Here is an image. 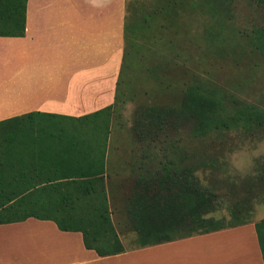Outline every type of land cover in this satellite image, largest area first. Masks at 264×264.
<instances>
[{"label": "rangeland", "instance_id": "374dc122", "mask_svg": "<svg viewBox=\"0 0 264 264\" xmlns=\"http://www.w3.org/2000/svg\"><path fill=\"white\" fill-rule=\"evenodd\" d=\"M218 3L128 0L124 53L109 125L104 114L52 123L65 125L66 138L80 142L108 136L110 145L124 154L120 167L126 159L143 155L153 186L160 181L173 183L174 172L196 181L210 199L203 216L231 225L264 219V180L260 177L264 174V126L252 122L235 127L230 122L224 127L220 123L200 136L191 130L194 121L178 113L185 91L196 85L220 98L222 118L227 122L228 114H236L245 105L264 111V5L254 0ZM153 108L173 110L160 114L166 128L152 124ZM10 125L0 127V140L5 143L11 137H35V132L38 138L51 137L47 125L42 130L32 122L17 128ZM163 193L168 195L166 190ZM170 193L169 199L175 195L173 189ZM127 195H111L110 200L108 196V207L123 246L134 248L141 241L128 213ZM39 204L32 211L3 212L50 214L63 220L64 215ZM189 227L183 226L184 230ZM157 236L150 233L144 240L154 241Z\"/></svg>", "mask_w": 264, "mask_h": 264}, {"label": "crops", "instance_id": "0c3cea01", "mask_svg": "<svg viewBox=\"0 0 264 264\" xmlns=\"http://www.w3.org/2000/svg\"><path fill=\"white\" fill-rule=\"evenodd\" d=\"M127 3L27 0L25 34L0 36V121L33 113L34 127L43 129L50 119H78L113 105ZM23 123L27 121L10 126ZM34 135L8 139L9 143L0 140V193H32L31 185L39 187L42 179L59 177L68 160L67 140ZM106 143L105 191L109 200L111 195L129 197L133 189L142 188L138 179L147 178L145 159L143 155L126 159L120 167L124 154L110 145L108 136ZM52 219L28 216L0 223V264H264L254 220L144 246H124L120 253L100 256L85 247L80 231L61 230Z\"/></svg>", "mask_w": 264, "mask_h": 264}, {"label": "trees", "instance_id": "16d2710c", "mask_svg": "<svg viewBox=\"0 0 264 264\" xmlns=\"http://www.w3.org/2000/svg\"><path fill=\"white\" fill-rule=\"evenodd\" d=\"M208 1L215 3L217 6L218 2H230L231 0ZM254 1L264 5V0ZM26 7L27 0H0V36H23L25 34ZM261 37H264V34ZM113 105L78 119L94 118L104 114L107 116V125H109L110 118L108 115L113 109ZM222 110L223 103L219 97L196 85L189 86L185 91L178 113L182 118L194 121L191 130L195 135L200 136L207 134L214 128H219L220 123L224 127H228L230 122L235 127L239 124L245 126V124H251L252 122L264 126V111L253 105H245L243 108L237 109L236 114H228L229 122L222 118ZM172 111V109H151L149 117H152V124L160 129L163 126L166 128V124L159 119L161 118L160 114H167ZM32 115L33 113H28L0 121V127L5 126L4 123L7 122H29ZM61 120H65V118ZM53 121L57 120L50 119L45 122L47 126H50L51 137L58 139L64 137L67 140L65 147L68 160L66 164L62 165V171L57 175L59 177L42 179V183L39 181L38 184H43V182L44 184H39V187H36L38 186L36 184L31 185L32 190H34L32 193H0V223L20 221L28 216L37 218H50L52 216L54 218L52 220L56 222L59 229L80 231L83 235L85 247L95 250L98 255L105 256L122 252L124 246L111 222L108 195L104 188L105 179L103 175L106 171L107 136H103L100 140L85 142L69 139L65 136V132L67 133L65 125L60 122L52 123ZM37 124H40V122L38 121ZM10 128L14 127L10 126ZM38 129L42 130V126L39 125ZM15 132H18V130L16 129ZM8 139L14 138H7L9 143ZM139 168L141 167L139 166ZM150 170L148 172L152 173ZM176 174L177 172H174L171 175L173 183L169 185H165L160 181L159 184L153 186L152 179L142 177V179H138L141 183L146 181L142 183V188H137L134 194L129 196L128 213L133 219L134 229L140 236V246L169 240L173 237H186L197 233L210 232L241 222L224 225L218 223L219 221L215 219L207 221L203 213L208 210L210 199L205 192L200 190L199 183L189 181L187 176L182 178L179 174L175 176ZM260 177L261 180H264V174ZM97 186H100V188L98 189ZM171 189L174 190L175 195H172V198L169 199L167 196L171 195ZM52 190H60L61 192L54 193ZM163 190H166L168 195L164 194ZM39 202L41 205L48 202V209H54L57 213L64 215L62 219L65 221L59 220L56 216L50 214L40 217L39 214L34 212H25L21 215H11L9 212H3L4 210L32 211L35 210ZM44 207L42 206V208ZM186 225L190 226L188 230L183 228ZM254 225L264 262V219L255 221ZM150 233H157L158 238L154 241H145V237L149 236Z\"/></svg>", "mask_w": 264, "mask_h": 264}]
</instances>
